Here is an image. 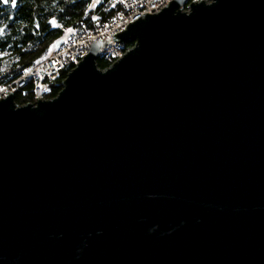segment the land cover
Returning a JSON list of instances; mask_svg holds the SVG:
<instances>
[{
    "label": "water",
    "instance_id": "95a60500",
    "mask_svg": "<svg viewBox=\"0 0 264 264\" xmlns=\"http://www.w3.org/2000/svg\"><path fill=\"white\" fill-rule=\"evenodd\" d=\"M185 3L0 98V264H264V0Z\"/></svg>",
    "mask_w": 264,
    "mask_h": 264
},
{
    "label": "trees",
    "instance_id": "16d2710c",
    "mask_svg": "<svg viewBox=\"0 0 264 264\" xmlns=\"http://www.w3.org/2000/svg\"><path fill=\"white\" fill-rule=\"evenodd\" d=\"M118 11L119 6L113 0H15V4L12 0H0V84H13L23 70L45 58L57 42L108 20ZM132 44L133 41H128L124 48ZM109 64L102 58L97 60L100 68ZM73 67L66 65L50 81L44 98L57 94ZM13 94L16 104L35 102L31 81Z\"/></svg>",
    "mask_w": 264,
    "mask_h": 264
},
{
    "label": "built area",
    "instance_id": "2783aa9c",
    "mask_svg": "<svg viewBox=\"0 0 264 264\" xmlns=\"http://www.w3.org/2000/svg\"><path fill=\"white\" fill-rule=\"evenodd\" d=\"M119 6V11L104 22H96L93 27L81 30L63 40L51 53L36 64L27 67L21 76L14 82V86L0 84V97L8 91L22 87L28 80L34 84V97L44 98L43 94L49 88V83L59 76L66 65L72 67L83 57L93 42L110 39V43L100 49V58L112 61L120 58L127 48L124 43L114 41L113 37L126 26L145 13L157 12L171 0H113ZM189 3L182 6L187 9ZM113 35V37H112ZM117 40V38H115Z\"/></svg>",
    "mask_w": 264,
    "mask_h": 264
},
{
    "label": "bare ground",
    "instance_id": "6f19581e",
    "mask_svg": "<svg viewBox=\"0 0 264 264\" xmlns=\"http://www.w3.org/2000/svg\"><path fill=\"white\" fill-rule=\"evenodd\" d=\"M191 1H192V0H187V3H190ZM187 9H189V7H188ZM151 13H155V12H151ZM109 19H110V18H109ZM106 21H107V20H106ZM103 22H104V21H103ZM86 29H87V28H86ZM76 33H77V32H76ZM61 43H62V42H61ZM61 43H60V44H61ZM93 43H95V42H93ZM93 43H92V44H93ZM90 46H91V45H90ZM54 49H55V48H54ZM50 53H51V52H50ZM50 53H49V54H50ZM49 54H48V55H49ZM48 55H47V56H48ZM79 60H80V59H79ZM116 60H117V59H116ZM113 61H115V60H112V61L110 62V64H111ZM23 71H24V70H23ZM22 73H23V72H22ZM59 75H60V74H59ZM20 76H21V75H20ZM16 80H17V79H16ZM16 80H15V81H16ZM15 81H14V82H15ZM28 81H31V80H28ZM28 81H27V82H28ZM27 82H26V83H27ZM31 82H32V81H31ZM32 84H33V82H32ZM1 85H3V84H1ZM10 85L14 86V83H13V84H10ZM4 86H8V85H4ZM22 87H23V86H22ZM19 88H21V87H19ZM17 89H18V88L13 89L12 91H8L4 96H1L0 98L5 97L8 93H14V91L17 90ZM33 94H34V84H33Z\"/></svg>",
    "mask_w": 264,
    "mask_h": 264
},
{
    "label": "rangeland",
    "instance_id": "374dc122",
    "mask_svg": "<svg viewBox=\"0 0 264 264\" xmlns=\"http://www.w3.org/2000/svg\"><path fill=\"white\" fill-rule=\"evenodd\" d=\"M186 4V3H185ZM185 4L184 5H182V6H185ZM61 42H57V44H56V46L55 47H57L59 44H60Z\"/></svg>",
    "mask_w": 264,
    "mask_h": 264
},
{
    "label": "snow or ice",
    "instance_id": "6c2138e0",
    "mask_svg": "<svg viewBox=\"0 0 264 264\" xmlns=\"http://www.w3.org/2000/svg\"><path fill=\"white\" fill-rule=\"evenodd\" d=\"M5 2H7V0H5ZM12 3L15 4V0H12Z\"/></svg>",
    "mask_w": 264,
    "mask_h": 264
}]
</instances>
